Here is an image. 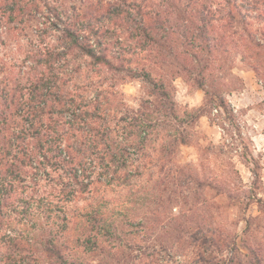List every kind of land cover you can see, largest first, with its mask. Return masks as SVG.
I'll use <instances>...</instances> for the list:
<instances>
[{
	"label": "clouds",
	"instance_id": "1",
	"mask_svg": "<svg viewBox=\"0 0 264 264\" xmlns=\"http://www.w3.org/2000/svg\"><path fill=\"white\" fill-rule=\"evenodd\" d=\"M0 264H264V0H0Z\"/></svg>",
	"mask_w": 264,
	"mask_h": 264
}]
</instances>
